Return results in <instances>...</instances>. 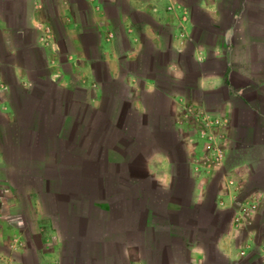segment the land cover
Returning a JSON list of instances; mask_svg holds the SVG:
<instances>
[{"label": "crops", "instance_id": "0c3cea01", "mask_svg": "<svg viewBox=\"0 0 264 264\" xmlns=\"http://www.w3.org/2000/svg\"><path fill=\"white\" fill-rule=\"evenodd\" d=\"M126 2L127 6L120 0H0L2 123L18 118V98L13 87L20 85L31 94L38 81L40 86L41 82L50 81L65 93L60 99H42L47 103L46 112H55L61 103L65 111L71 103L91 104L94 115L87 126L96 125L100 131L98 145L109 151L111 162L131 165L134 174L125 178L123 193L129 201L118 214L127 219L126 230L133 229L136 235L114 243L113 232L123 227L110 226L112 209L104 208V236L95 237L92 242L73 240L71 245L77 242L85 247L116 246L125 264H149L142 246L159 248V202L181 211L186 206L184 202L200 205L210 198V214H231L227 228L216 242L229 264H245L244 259L253 251L264 264V224L260 223L264 217V0ZM133 10L154 17L161 28L150 19H137ZM197 10L205 13L204 28L194 24L193 13ZM145 38L153 44L159 65L165 62L172 87L161 96L167 98L173 131L185 142L184 162L179 160L177 149L153 141L141 145L140 152H146L138 162L123 156L124 143L115 140L110 143L111 148L107 146L113 135L129 136L125 126L134 125L138 132L140 122L148 116L144 93L156 90L157 81L154 75L131 69L132 65L145 69L141 65L146 60ZM23 49L32 56V63L20 57ZM35 55L41 57V64ZM7 70L13 81L8 79ZM41 74L47 78L40 79ZM191 82L194 86L189 87ZM121 85L126 87L123 96L117 93ZM119 118L126 125H119ZM71 125L69 114L63 115L51 133L53 148L49 147L46 154L55 153L65 128ZM41 127L44 129L45 123ZM149 129L163 132L162 123L151 124ZM89 131L80 128L83 136ZM130 131L135 133L131 127ZM3 133L0 125V246H8L11 251L0 247V264H31L27 257L30 242L26 226L16 220L18 214L11 213L21 202L18 187L10 181ZM27 163L34 175L47 184L53 198L67 199L59 188L51 190L56 181L49 169H58V160L51 161L46 155L39 162L30 159ZM179 163H185L183 174L188 178L185 197L170 192L182 173ZM215 174L219 188L211 195L208 187ZM148 183L155 189L147 188ZM159 186L170 194L162 195ZM28 195L32 219L36 214L34 206L44 213L42 196L34 191ZM74 197L77 198L68 195ZM141 238L147 242L142 243ZM193 239L187 246L186 262L205 264L207 251L200 240ZM64 247L60 229L49 218L45 219L35 264H62ZM14 250L20 252L19 256L13 254ZM165 264H182L176 261L171 248Z\"/></svg>", "mask_w": 264, "mask_h": 264}, {"label": "trees", "instance_id": "16d2710c", "mask_svg": "<svg viewBox=\"0 0 264 264\" xmlns=\"http://www.w3.org/2000/svg\"><path fill=\"white\" fill-rule=\"evenodd\" d=\"M193 21L195 25L199 26V28L206 27V16H200L198 10L195 14L193 13ZM153 51L148 38H145V51L143 56L146 58L145 61L154 65L155 69L147 70L144 68L140 69V67H136L135 65L131 66V69L139 74L154 75V78L157 81L156 90L144 93V100L148 108V116L140 122L141 125L138 128V132L135 131L136 126L133 127L134 125L125 126L127 127L125 128V132L127 131L129 136L125 134L113 135V137H116L114 139L112 137L111 140L113 141L109 140L107 146L108 149L111 148V144H113L115 140L124 143L125 148L123 149L122 154L127 159H131L130 157L135 155V153L137 155V150L142 147L141 145L153 141L159 145L174 147L178 151V158L184 159L187 154L178 142L180 140L177 137L178 135L171 127V118L169 117L167 100H165L164 96H161L162 92L165 91V89H171L172 85L165 77V62L161 61L159 65L158 61H156L152 54ZM152 57H154V59ZM39 78L44 79L47 77L41 74L39 75ZM190 84L189 87L194 86L193 82ZM21 90L26 98H28V96L30 98L38 99L44 97L46 101L49 100L48 98L60 99L65 93L64 89L53 85L50 81L41 82V86L40 81H38L35 91L31 94H28L27 89L23 87H21ZM117 93L120 96L125 95V85H121V88ZM17 95H15V97H17ZM157 101L158 103H156ZM33 104H35V102ZM15 107L18 113L17 122H21V125L24 126V128L21 127V131H24L25 129L32 133L27 141L31 142V148L34 150H39L41 145L45 152L48 151L52 137L51 133L58 127L63 115L65 116L69 114L71 124L78 129L77 131H71V129H68L69 127L67 129L65 128L64 134L58 143V150L61 159L63 156H67V160L74 163L67 165L68 162L62 160L63 163H66L63 164L66 166L65 168L57 169L52 167L49 169V171L53 173L51 176H54L52 179L61 186L59 189L66 194L67 199L65 200L69 201L66 202L64 207V212L67 217L72 218L69 223L74 225L76 222L78 225H83V228L78 229L81 233H78V230H76L70 234L67 233L65 229L61 228V233L63 234V237H65L62 264H125L120 253V248L116 246L85 247L81 245L76 249H73L70 245L73 240H84L83 243L92 242L95 237L100 238L104 236L103 233H105V231L103 232V228L105 226V218L101 213L103 210L106 211L104 208H106L107 211L112 209V213L110 214V226L114 228L123 227L122 230H115L113 232L112 239L114 243L121 241L123 238L127 240L136 235V232L133 231V229L126 230V224L128 221L126 218H123L118 214V210L129 201L128 196L126 197L125 194H123L125 192L124 189H126L124 185L127 182L125 181V178L134 173L133 170H131L130 164L127 165L128 167H124V163L111 162L109 151L98 145L97 141L101 138L99 135L100 131H98L96 125L95 127L93 125L91 128H88L87 126L88 121H91L94 115L93 106L88 103L82 105L71 103L65 111V108L61 103L59 104V107L56 108L55 112L47 111L44 115V123L47 127V131H50V133L48 140L46 136L45 142H41L42 144L40 143V139L42 136L41 131H43V129L41 126L39 127V125H36L37 107L33 108V111L35 112L34 116H32V113L22 114L20 112L18 100H15ZM118 121L120 123L119 125H126L122 119L119 118ZM83 123H85L84 126ZM159 123H162V135L153 131L150 132L148 129L150 125L157 124L159 126ZM36 127L40 129H36ZM81 127H83V130L86 127V131L91 129L92 131H89V133L83 136L80 133ZM130 127L135 133L130 131ZM21 138L24 139L23 136H19V139ZM80 139L84 140L83 143H80ZM133 140L136 141V144H134ZM47 158L51 161H55L56 156L54 155L51 158L50 156H47ZM133 158H135V156ZM133 158L131 160H133ZM41 159V157L35 158L34 162H39ZM31 169L33 171V168L26 167V170L29 172ZM159 191L166 192L160 186ZM68 195L76 196L77 198H68ZM115 195L119 196L112 198V196ZM184 200L186 201L187 198H184ZM211 201L212 200L209 198L205 203L200 205H187V203L184 202V205L186 206L181 211L170 209L167 204L166 207L165 205L161 206V201L159 202V248H151L150 244L142 246L144 253L147 254V257L149 258V264H165L167 252L170 248L174 253L176 261L182 264H190L186 262L185 255L187 246L194 240L193 237H196V241L200 240L207 251V262L205 264H217L210 260V258L214 257L222 259L220 264H229L227 255L219 251L216 247V242L221 233L227 228L230 220H227L224 223H221V221L218 224L213 223L211 224V227H207L205 221L202 222L201 214L207 216L210 215L209 217L215 215L210 214L213 211ZM218 213L219 211L216 212V215H218ZM82 232L84 233V237ZM141 239L142 243L147 242L145 238L144 241L143 238Z\"/></svg>", "mask_w": 264, "mask_h": 264}, {"label": "rangeland", "instance_id": "374dc122", "mask_svg": "<svg viewBox=\"0 0 264 264\" xmlns=\"http://www.w3.org/2000/svg\"><path fill=\"white\" fill-rule=\"evenodd\" d=\"M120 1L125 6H127L126 0H120ZM133 13L137 19H142V18L150 19L153 21V23H155V25H157L159 28H161L160 23L156 22L154 17H152L146 13L144 14L143 12H139V11H135V10H133ZM203 13H204L203 11L201 13V10H198V14H200V16H203ZM148 41L150 44H152L149 39H148ZM151 46H153V44ZM152 54H154V52ZM35 56H36V60L38 61V63L41 64V61H42L41 57L39 55H35ZM20 57L23 58V60L25 62L32 63V61H31L32 56L29 54L27 49H23V53L20 55ZM154 57H152V58H154ZM158 63H159V60H158ZM141 65H143V67H145V69H149V70L155 69L154 65L152 63L146 62L145 60H144L143 64H141ZM6 74H7V77L10 81L14 80V77L11 75L10 71L7 70ZM165 77L167 78V81H170L167 74H165ZM112 88H113V86L111 87V89ZM13 91H14V95L18 94L17 97H18L20 112L22 114H25V113L28 114V113H31L32 107H37V109H36L37 110L36 125L37 126L39 125V127L43 126V124L45 122L44 115H45V112L47 110V106H46V103H44L42 101V99H45V98L42 97L41 99H38V98H30V99L28 98L27 99L26 96L22 93L20 85H17L16 88L13 87ZM165 100H167V98H165ZM32 101H34L35 104L31 103ZM30 104H32L33 106ZM2 121L3 120L1 117V113H0V125L3 128V131L5 132V133H3V136H2V141H3V146H4V154L6 155L7 162H10L8 164L10 181L15 187H18V193L20 195L19 200L21 202V206L17 209H12L11 213L13 212L14 215L18 214V218L17 219L15 218V219L18 220L19 223H21L22 225L26 226L25 232L27 233L28 239L30 242V247H28V250H27V257L30 260L31 264H35L34 261H36L38 250H39V247H40L41 241H42V234L44 233L45 219L49 218L53 222V224L56 226L57 229H60V231H61V228L65 229L67 231V233H70V234L73 231H76L78 229L83 228V225H78L76 222L74 223V225H72V223H69V221H71L72 218L67 217V215L64 212V207H65L66 202L68 200L66 201L63 197L62 198H53L51 191H49L48 190L49 188H47V184L45 182H42L37 175H34L32 170L30 172L26 170V167H28L27 161H29L30 159H32L34 161L35 158H40V157L43 158L44 156L46 157V155L48 157L50 156V158H51L55 155L56 156L55 160L56 161L58 160V164L60 166L58 168H65L66 167L63 165L66 163H63L62 160L68 162L67 165L73 164L74 162H70L69 160H67V156H63L61 159V155H60L59 150H58V148H59L58 145H57V150L55 151L56 154L54 152H51L50 154L49 153L46 154L47 151L45 152V150L42 149L41 145H40L39 150L32 149L31 148V142L27 141L32 133L29 131H26L25 129H24V131H21V129H22L21 127L24 128V126L21 125V122H17V119H16L15 122L3 124ZM40 122H42V123H40ZM36 129H40V128L36 127ZM44 129L42 131L43 133L41 134L42 136L40 139V143L45 142L46 136H47V140L49 137L50 131H47L46 125H45ZM68 129L69 130L71 129V131H77L78 130L76 127H73V124ZM158 134L162 135L159 132H158ZM19 136H23L24 139L23 138L19 139ZM83 141H84L83 139H80V143H83ZM52 142L53 141L50 140L49 147L51 146ZM178 142L181 144V146L185 150V142L180 141V140ZM133 147H134V145H133ZM50 148H53V147H50ZM149 150L150 149H147V154L149 153ZM137 151H138L137 155L135 153V155L132 156V157L135 156L134 159L136 160V162H138L140 159H142L143 154L146 152L145 151L144 153H141L140 149ZM179 160L182 162L187 161V156H185L184 159H179ZM179 164H181V163H179ZM184 164L183 165L181 164V168H182L181 172L182 173L179 174V178H178L179 181L174 186L173 190L170 191V192L178 193L180 196H186L187 185H188V182H187L188 178L187 177L183 178L184 177V175H183ZM152 185H153L152 183L151 184L148 183L147 188L149 187L151 189H155V186L154 185L152 186ZM55 187L60 188L61 186L58 183H53L51 186V188H52L51 190H56ZM218 188H219V185L217 182V176L215 174L213 180L209 184L208 193L213 195ZM151 189H148V190L150 191ZM30 191L40 193V195L42 196V203H43L42 207L44 210V213H43V211L39 212L37 210L38 209L37 206H34L35 210H36V214L32 219H31V214H32L31 207L32 206H31V201L29 199V195H28ZM170 192L169 191L163 192V195L167 196L170 194ZM211 203H212V201H211ZM68 205H69V203H68ZM69 209H70V206H69ZM230 215H231L230 211H221L218 213V215L215 214L213 217H209L205 214H201L202 222L205 221L207 227H211V224H213V223L218 224V223H220V221H221V223H224L225 221L230 220ZM260 221H261L260 223L264 224V217H262L260 219ZM39 226H40V228L38 229ZM40 230H43V231H40ZM77 232L81 233L80 230H78ZM83 237H84V233H83ZM64 239H65V237H64ZM71 246L73 249H76L77 247H79V245H77V242L75 245H71ZM0 247H1V249H4L5 251H11V249L8 246H4L1 244ZM13 254L16 256H19L20 252H18L17 250H14ZM247 256L248 257H246L244 259L245 264H262V261H261L262 259L260 258V256L258 255V253L256 251L249 253ZM210 260H212L213 263L216 262L217 264H220L222 262V259H218L216 257L210 258Z\"/></svg>", "mask_w": 264, "mask_h": 264}, {"label": "built area", "instance_id": "2783aa9c", "mask_svg": "<svg viewBox=\"0 0 264 264\" xmlns=\"http://www.w3.org/2000/svg\"><path fill=\"white\" fill-rule=\"evenodd\" d=\"M172 7V6H171ZM218 155H220L219 153H218Z\"/></svg>", "mask_w": 264, "mask_h": 264}]
</instances>
